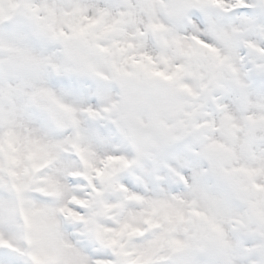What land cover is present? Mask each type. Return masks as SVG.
<instances>
[{
	"label": "snow or ice",
	"instance_id": "snow-or-ice-1",
	"mask_svg": "<svg viewBox=\"0 0 264 264\" xmlns=\"http://www.w3.org/2000/svg\"><path fill=\"white\" fill-rule=\"evenodd\" d=\"M0 264H264V0H0Z\"/></svg>",
	"mask_w": 264,
	"mask_h": 264
}]
</instances>
